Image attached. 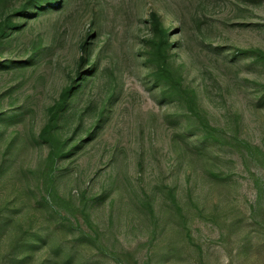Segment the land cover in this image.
<instances>
[{
  "label": "rangeland",
  "instance_id": "obj_1",
  "mask_svg": "<svg viewBox=\"0 0 264 264\" xmlns=\"http://www.w3.org/2000/svg\"><path fill=\"white\" fill-rule=\"evenodd\" d=\"M28 1L0 0L18 26L0 35V264H264V0L15 15ZM153 11L208 127L150 80ZM85 46L100 78L61 114L53 157L41 132Z\"/></svg>",
  "mask_w": 264,
  "mask_h": 264
},
{
  "label": "trees",
  "instance_id": "obj_2",
  "mask_svg": "<svg viewBox=\"0 0 264 264\" xmlns=\"http://www.w3.org/2000/svg\"><path fill=\"white\" fill-rule=\"evenodd\" d=\"M60 1L29 0L16 11L15 15L29 18L30 15L36 14L38 11L44 12L58 7ZM150 17L154 31L153 39L150 41V46L148 45V50L144 52L142 60L150 69L151 82L161 91L164 98L173 99L179 104L186 105L193 116L200 120L203 126L208 127V120L204 117L205 110L200 106L197 91L185 83V80L171 62V49L174 43L171 40L170 30L162 24L160 15L156 11L151 12ZM12 21L9 19L4 25L5 27L0 24V35L3 38L9 37L18 28L17 24ZM91 48L92 46L90 49L87 46L84 47L87 54L81 60L80 67L82 70L78 73V81L63 91L58 104L51 109L49 122L41 132V137L51 144L53 157L66 155L57 134L60 128L61 114L67 110L71 100L82 93L84 87L88 84H94L100 78V65L98 59L92 58ZM86 72H89V74H85ZM89 76L93 79L92 81H86ZM80 87L81 90L78 91Z\"/></svg>",
  "mask_w": 264,
  "mask_h": 264
}]
</instances>
